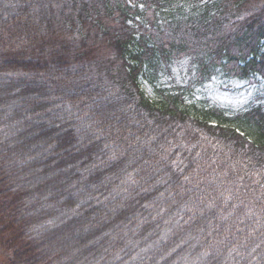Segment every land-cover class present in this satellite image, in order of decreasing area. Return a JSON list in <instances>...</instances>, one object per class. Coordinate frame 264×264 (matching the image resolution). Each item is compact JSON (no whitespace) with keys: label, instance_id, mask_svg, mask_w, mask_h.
I'll use <instances>...</instances> for the list:
<instances>
[{"label":"trees","instance_id":"1","mask_svg":"<svg viewBox=\"0 0 264 264\" xmlns=\"http://www.w3.org/2000/svg\"><path fill=\"white\" fill-rule=\"evenodd\" d=\"M209 1L0 0V264H264V109L141 81L264 77V0Z\"/></svg>","mask_w":264,"mask_h":264},{"label":"rangeland","instance_id":"2","mask_svg":"<svg viewBox=\"0 0 264 264\" xmlns=\"http://www.w3.org/2000/svg\"><path fill=\"white\" fill-rule=\"evenodd\" d=\"M213 1L216 0L209 3ZM156 65L145 72L141 79L148 96L154 95L153 88L148 83L150 74L153 73L152 85L162 90L177 91L186 103L199 102L222 109L227 114L255 106L264 109V77L258 73L239 78L227 74L215 63L207 74H202L196 59L186 55L167 58Z\"/></svg>","mask_w":264,"mask_h":264}]
</instances>
